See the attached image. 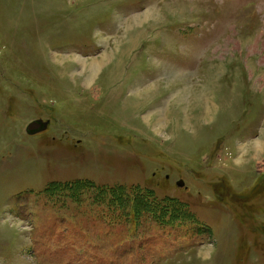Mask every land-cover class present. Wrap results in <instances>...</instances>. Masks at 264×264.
<instances>
[{
	"label": "rangeland",
	"instance_id": "1",
	"mask_svg": "<svg viewBox=\"0 0 264 264\" xmlns=\"http://www.w3.org/2000/svg\"><path fill=\"white\" fill-rule=\"evenodd\" d=\"M0 264H264V0H0Z\"/></svg>",
	"mask_w": 264,
	"mask_h": 264
},
{
	"label": "trees",
	"instance_id": "2",
	"mask_svg": "<svg viewBox=\"0 0 264 264\" xmlns=\"http://www.w3.org/2000/svg\"><path fill=\"white\" fill-rule=\"evenodd\" d=\"M89 182H84V181H78L75 183H61V184H56L57 187L63 188V189H69L73 187H84L87 185ZM113 190L111 202L114 200L120 202L122 205L121 208L126 207L128 204L131 206L132 211L138 213V212H143V211H150L152 216L159 215L160 212H164L163 208L161 207L162 204L157 203L151 199H154L155 197L153 195H150L152 192L148 191L145 192L143 189L140 188V186L137 185H131V186H119ZM129 195H127L128 193ZM147 195V196H146ZM164 207H171L169 205H166ZM158 212V214H157ZM184 217L183 215H180ZM193 222H196V220H192Z\"/></svg>",
	"mask_w": 264,
	"mask_h": 264
},
{
	"label": "water",
	"instance_id": "3",
	"mask_svg": "<svg viewBox=\"0 0 264 264\" xmlns=\"http://www.w3.org/2000/svg\"><path fill=\"white\" fill-rule=\"evenodd\" d=\"M48 124H49L48 120L47 121H44L42 119L33 120L27 125L26 130L30 134H35L45 130L48 127ZM178 184L183 185V182L179 181Z\"/></svg>",
	"mask_w": 264,
	"mask_h": 264
},
{
	"label": "bare ground",
	"instance_id": "4",
	"mask_svg": "<svg viewBox=\"0 0 264 264\" xmlns=\"http://www.w3.org/2000/svg\"><path fill=\"white\" fill-rule=\"evenodd\" d=\"M149 11V10H148ZM147 17H148V15H146ZM147 19V18H146ZM101 64H102V62H100V61H95L94 63H92L90 66H89V68H88V76L85 78V80L88 82L89 80H90V78H91V76H92V74H94L95 72H96V70L101 66ZM85 68V67H84ZM84 71V70H83ZM209 109H211V108H209L208 107V110H207V112H209ZM160 119L162 118V117H159ZM160 121V120H159ZM158 121V122H159Z\"/></svg>",
	"mask_w": 264,
	"mask_h": 264
}]
</instances>
